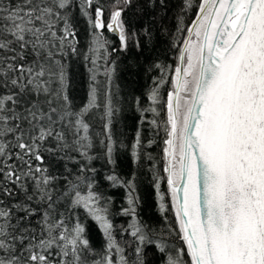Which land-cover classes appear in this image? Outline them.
<instances>
[{"label": "snow or ice", "instance_id": "1", "mask_svg": "<svg viewBox=\"0 0 264 264\" xmlns=\"http://www.w3.org/2000/svg\"><path fill=\"white\" fill-rule=\"evenodd\" d=\"M170 10V0H0V264H264V0H180V38L166 30L176 59L151 65L159 76L147 106L132 98L125 143L113 57L152 37L131 16ZM125 151L150 165L163 231L139 214L135 176L116 172ZM102 181L125 190L115 211Z\"/></svg>", "mask_w": 264, "mask_h": 264}, {"label": "trees", "instance_id": "2", "mask_svg": "<svg viewBox=\"0 0 264 264\" xmlns=\"http://www.w3.org/2000/svg\"><path fill=\"white\" fill-rule=\"evenodd\" d=\"M180 0H170V11L167 14V19L161 20L158 14L153 17L144 18L139 16H131L128 20L129 26L132 31L140 33L142 28L146 27L151 30V39H145L141 37V47L139 49L130 46L128 51L121 52L114 55L113 59L116 60V78L114 81V91L118 90L121 98L127 97V103L123 105V111L121 112L120 128L126 132L123 137L125 143L132 140L135 125L139 112L132 104L133 97H140L143 106L148 105L145 93H147L153 86V79L159 76V70L151 69V65L155 62L166 63L173 65L176 59V52L174 49L168 48V42L172 39L167 34V31H172L175 34V38L179 39V34L175 33V19L174 15L176 8L179 5ZM196 0H194V3ZM194 19V10H189L187 15L183 18V26L189 25ZM167 30V31H166ZM80 35L84 38L83 25L81 26ZM105 36L118 45V40L115 34L105 32ZM83 69L76 68L72 79V85L74 88V94L78 97H82L84 94V77L82 75ZM168 86L166 85L161 89V96L166 93ZM146 136L152 135L151 129L148 125H145ZM164 137L163 131L159 136H156V144L151 149L153 157H156L157 165H162V139ZM98 168L101 167V163L97 162ZM150 165L144 162L142 165L134 164L131 160L130 154L125 151L118 157L116 172L121 178L127 180L135 176L136 193L140 198V208L138 209L141 217L153 226L159 227L162 231L165 229V223L160 219V213L156 198V193L153 187L151 179V173L149 171ZM102 172L107 174L109 167L104 166ZM164 186H162L163 188ZM102 190L112 197L114 203L112 205L113 210H117L121 205L125 204V190L122 188H110L107 182L101 183ZM174 219L169 215V221ZM125 218L117 216L115 223H124ZM90 235L94 242L98 245L101 242V236L97 230L95 224L89 221Z\"/></svg>", "mask_w": 264, "mask_h": 264}]
</instances>
